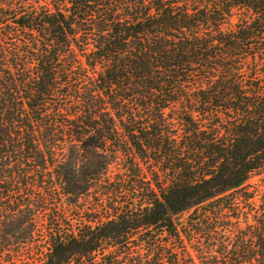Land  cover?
<instances>
[{"label": "trees", "instance_id": "obj_1", "mask_svg": "<svg viewBox=\"0 0 264 264\" xmlns=\"http://www.w3.org/2000/svg\"><path fill=\"white\" fill-rule=\"evenodd\" d=\"M264 0H0V264H264Z\"/></svg>", "mask_w": 264, "mask_h": 264}, {"label": "rangeland", "instance_id": "obj_2", "mask_svg": "<svg viewBox=\"0 0 264 264\" xmlns=\"http://www.w3.org/2000/svg\"><path fill=\"white\" fill-rule=\"evenodd\" d=\"M252 184L262 185L264 183L260 180V178L257 177L252 181Z\"/></svg>", "mask_w": 264, "mask_h": 264}]
</instances>
